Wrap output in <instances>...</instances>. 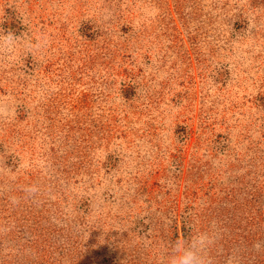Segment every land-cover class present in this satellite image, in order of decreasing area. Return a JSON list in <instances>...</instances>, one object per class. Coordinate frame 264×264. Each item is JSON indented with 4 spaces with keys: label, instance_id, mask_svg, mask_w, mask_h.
<instances>
[{
    "label": "rangeland",
    "instance_id": "1",
    "mask_svg": "<svg viewBox=\"0 0 264 264\" xmlns=\"http://www.w3.org/2000/svg\"><path fill=\"white\" fill-rule=\"evenodd\" d=\"M0 29L25 35L0 54V264H159L212 221L264 264V0H0Z\"/></svg>",
    "mask_w": 264,
    "mask_h": 264
},
{
    "label": "clouds",
    "instance_id": "2",
    "mask_svg": "<svg viewBox=\"0 0 264 264\" xmlns=\"http://www.w3.org/2000/svg\"><path fill=\"white\" fill-rule=\"evenodd\" d=\"M24 39V34L17 35L14 31L0 29V54L14 52L18 42ZM223 231L218 221H212L206 230L197 231L187 239H176L169 245L170 252L162 256L159 264H218V257L221 256L224 257L223 264H243L239 250L234 248L225 255L220 249ZM252 247L260 252L264 250V241H258Z\"/></svg>",
    "mask_w": 264,
    "mask_h": 264
}]
</instances>
